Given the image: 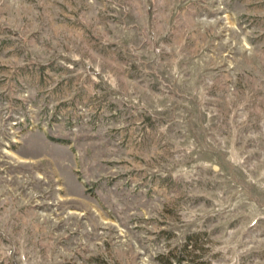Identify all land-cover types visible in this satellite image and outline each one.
<instances>
[{
  "label": "rangeland",
  "instance_id": "rangeland-1",
  "mask_svg": "<svg viewBox=\"0 0 264 264\" xmlns=\"http://www.w3.org/2000/svg\"><path fill=\"white\" fill-rule=\"evenodd\" d=\"M167 259L264 264V0H0V264Z\"/></svg>",
  "mask_w": 264,
  "mask_h": 264
},
{
  "label": "trees",
  "instance_id": "trees-1",
  "mask_svg": "<svg viewBox=\"0 0 264 264\" xmlns=\"http://www.w3.org/2000/svg\"><path fill=\"white\" fill-rule=\"evenodd\" d=\"M176 261H177V263H179L181 260L176 258ZM167 264H172V262L169 259H167Z\"/></svg>",
  "mask_w": 264,
  "mask_h": 264
}]
</instances>
